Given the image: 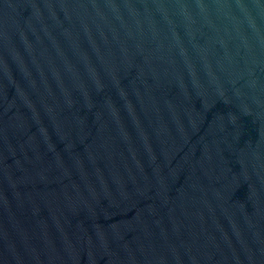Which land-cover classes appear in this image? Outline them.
I'll list each match as a JSON object with an SVG mask.
<instances>
[{
    "label": "water",
    "instance_id": "obj_1",
    "mask_svg": "<svg viewBox=\"0 0 264 264\" xmlns=\"http://www.w3.org/2000/svg\"><path fill=\"white\" fill-rule=\"evenodd\" d=\"M0 264H264V0H0Z\"/></svg>",
    "mask_w": 264,
    "mask_h": 264
}]
</instances>
